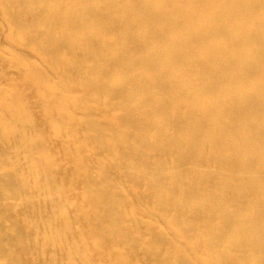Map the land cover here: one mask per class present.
<instances>
[{"label":"bare ground","instance_id":"6f19581e","mask_svg":"<svg viewBox=\"0 0 264 264\" xmlns=\"http://www.w3.org/2000/svg\"><path fill=\"white\" fill-rule=\"evenodd\" d=\"M0 264H264V0H0Z\"/></svg>","mask_w":264,"mask_h":264}]
</instances>
